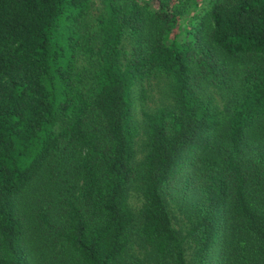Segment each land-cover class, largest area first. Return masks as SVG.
Here are the masks:
<instances>
[{"label": "trees", "instance_id": "1", "mask_svg": "<svg viewBox=\"0 0 264 264\" xmlns=\"http://www.w3.org/2000/svg\"><path fill=\"white\" fill-rule=\"evenodd\" d=\"M0 264H264V0H0Z\"/></svg>", "mask_w": 264, "mask_h": 264}, {"label": "rangeland", "instance_id": "2", "mask_svg": "<svg viewBox=\"0 0 264 264\" xmlns=\"http://www.w3.org/2000/svg\"><path fill=\"white\" fill-rule=\"evenodd\" d=\"M95 1H96V4L99 2V0H95ZM142 85L145 90L144 97L142 99H140V96H139L140 90L138 89V87H136L138 91L135 92L134 105L132 108V121L134 124L139 123L141 121L140 108L142 106L145 108H149L159 102L158 98L160 95L159 89L161 87V81L156 83L154 78H150L148 81H144ZM216 97L218 98L217 94H216ZM141 137H142V134L140 132L137 135L136 148H139L140 146ZM130 200L133 204H137L139 202V200L134 195L130 196Z\"/></svg>", "mask_w": 264, "mask_h": 264}]
</instances>
